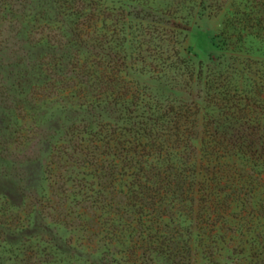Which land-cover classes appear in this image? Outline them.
<instances>
[{"label":"rangeland","instance_id":"rangeland-1","mask_svg":"<svg viewBox=\"0 0 264 264\" xmlns=\"http://www.w3.org/2000/svg\"><path fill=\"white\" fill-rule=\"evenodd\" d=\"M117 1L129 15L118 25L126 43L113 44L125 84L113 90L129 101L106 112L104 89L85 82L89 54L65 29H23L24 13L0 25V264H264V157L224 170L201 162L211 135L264 141V32L241 35L229 22L257 0ZM148 98L191 108L195 127L193 148L159 146L155 175L135 165L150 144L130 148L132 111ZM193 156L201 165L180 172V157ZM163 158L176 160L168 195Z\"/></svg>","mask_w":264,"mask_h":264},{"label":"trees","instance_id":"trees-1","mask_svg":"<svg viewBox=\"0 0 264 264\" xmlns=\"http://www.w3.org/2000/svg\"><path fill=\"white\" fill-rule=\"evenodd\" d=\"M115 4V0H0V25L3 23L10 25L17 24V14L24 13V22L21 23L23 29L29 25L39 26L40 23L46 25L49 22L65 29L70 39L75 40L78 45L75 49L76 52L84 51V53L89 54L82 64L85 67V82L90 83V86L96 82V84L100 85L99 87L104 89L103 92L99 93L97 98L99 102L98 106L106 112L110 110L108 107H111V105H117L118 102H121V105H123V103L125 104V102L129 101L127 93H116L113 90L117 86V83H120L119 87L125 84L124 78L119 74L116 75L115 70L117 67L121 68V66H125L126 61L119 65L116 64L115 56L118 53L115 51L113 44L115 42L126 43L127 35L125 33L119 34L118 25L120 23L124 24L129 15L126 12V3L120 2L121 5L117 7ZM255 8V11L241 12L237 9L234 12L233 16L229 18V22L235 26V32L241 35L244 34L245 36H260L264 32V0H257ZM46 40H48L47 37L42 36L35 43L41 46ZM91 56L94 58L90 59ZM98 58L99 61H96ZM90 62H93L91 63L92 66L88 64ZM96 64H98V67L100 66L99 71L93 68V66H97ZM146 66L151 67V65ZM128 88L131 87H125V91H128ZM84 98L87 102L91 101L87 99V95ZM133 98L136 101L139 98L138 93H133ZM134 100L133 102H129V104L133 105ZM140 100H137L138 103L136 102L135 105L140 107L143 103L144 110L141 114L136 113V110L132 111L136 116L133 122L130 123L132 124L131 129L134 138L133 143H130L132 144L130 148L137 150L138 148L141 149V145H143V150L141 149V151H144L150 144L151 154L147 156L137 155L141 160L137 157L135 165L136 163H140L141 167L147 165L148 171L150 169L149 172L155 175L157 172L154 171L156 169H152V166L155 160L154 154L160 145V148H163V143H165L166 149H170V142L175 139L181 147L193 148L191 144V140L194 138L193 134H195L193 111L191 108L183 106L176 109H169L165 106L158 107L156 100L153 98ZM106 132V136H109V139L106 140L105 145L108 153H112L116 150L113 145V133L110 130ZM258 134L254 133V137L258 136ZM157 137L162 139V141H159ZM211 138L214 140H211L209 143L206 142V147L203 149L205 156L201 162L206 167H210L212 163L216 162L219 169L224 170L225 166L231 163L233 159L243 161L245 165L250 164L255 158H257L256 160H263L264 141L261 138L252 140L251 142L238 143H226L225 139L215 140L216 137L214 135H211ZM156 162L159 164V170L165 166V175L162 177L166 187L163 193L168 195L171 191L169 188L173 184L170 181L171 172H168L167 168L172 166L175 168L176 164L173 165L172 163H175L176 160L163 158L162 161L156 160ZM178 164H180L179 169L182 173L201 165L195 156L190 161L180 157ZM185 169L188 170L186 171ZM158 173L161 174L162 172ZM136 176L138 177L136 180H140L141 177ZM184 178H188V175L184 174L181 183L179 181L181 188L184 190V186L189 184L186 190L191 191V194H193L192 186L194 182H188ZM135 186L137 187V185ZM137 195H140V192L132 191L131 196L133 198H138ZM139 204L140 207H144L143 203L139 202Z\"/></svg>","mask_w":264,"mask_h":264}]
</instances>
